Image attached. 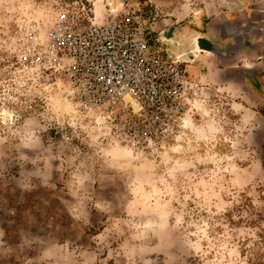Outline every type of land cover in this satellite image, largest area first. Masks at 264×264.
<instances>
[{"label":"rangeland","instance_id":"1","mask_svg":"<svg viewBox=\"0 0 264 264\" xmlns=\"http://www.w3.org/2000/svg\"><path fill=\"white\" fill-rule=\"evenodd\" d=\"M108 2L141 9L153 39L199 8L0 0V264H264V89L188 61L181 34L176 117L84 104L47 32L93 8L101 23Z\"/></svg>","mask_w":264,"mask_h":264},{"label":"built area","instance_id":"2","mask_svg":"<svg viewBox=\"0 0 264 264\" xmlns=\"http://www.w3.org/2000/svg\"><path fill=\"white\" fill-rule=\"evenodd\" d=\"M141 9H105L103 21L80 15L56 20L49 39L66 56V73L89 106L127 101L156 120L177 116L187 81L178 60L155 47Z\"/></svg>","mask_w":264,"mask_h":264},{"label":"flooded vegetation","instance_id":"3","mask_svg":"<svg viewBox=\"0 0 264 264\" xmlns=\"http://www.w3.org/2000/svg\"><path fill=\"white\" fill-rule=\"evenodd\" d=\"M212 2H221L235 4L237 8H231L226 11L215 12L211 22V15L207 14L202 7L201 0H194L196 13L188 18L187 23L182 20L168 25L163 31H160L158 38H155V47L160 53L166 56L174 57L168 50L166 44H172L178 47V39L181 34H189V43L187 51L183 55L188 61H194L199 56H208L220 65L219 69L226 70L227 63H241V71L224 73V79L235 81L237 79L243 89L247 92L249 87L260 90L264 89V10L258 12V5L264 4V0H211ZM226 1V2H225ZM108 2V6L112 5ZM93 7H98L92 4ZM227 6V5H226ZM201 7V8H200ZM219 9V6L217 7ZM94 8L92 13L94 12ZM91 13V14H92ZM95 14V13H94ZM105 14V13H104ZM221 15V16H220ZM96 16V14H95ZM97 17V16H96ZM163 34H172L171 42L163 39ZM211 35V36H210ZM199 38L196 43L202 52H198V46H195V38ZM216 37V38H215ZM197 49L198 51H195ZM239 62H238V61ZM242 60V61H241ZM236 62V63H235Z\"/></svg>","mask_w":264,"mask_h":264},{"label":"crops","instance_id":"4","mask_svg":"<svg viewBox=\"0 0 264 264\" xmlns=\"http://www.w3.org/2000/svg\"><path fill=\"white\" fill-rule=\"evenodd\" d=\"M163 1H170V0H163ZM194 1V0H193ZM198 1V0H197ZM201 2H203V4H202V7H204L205 8V12L207 13V14H209V15H211V22L212 21H214L213 20V16L215 15V12L217 11V10H219L220 12L221 11H226V10H228V9H231V8H237V6L235 5V4H225V3H221L220 1L219 2H216V3H214L215 1H211V0H201ZM226 2V1H225ZM227 5V6H226ZM194 6H195V2H194ZM219 6V9L217 8ZM196 7V6H195ZM208 7V8H207ZM201 8V7H200ZM195 9V8H194ZM257 9H258V12H260L261 10H264V4H260V5H258V7H257ZM197 10V9H196ZM196 10H194V13H192V15H190V16H194L195 15V13H196ZM232 10V9H231ZM221 16V15H220ZM211 36V35H210ZM216 38V37H215ZM238 61V60H237ZM240 61V60H239ZM238 61V62H239ZM242 61V60H241ZM227 63V66H226V70H222V68H221V70L219 69V67H218V70H220V71H224V73H225V71H226V73H228V72H234L235 70H239V71H241V69L243 68V67H245V66H243L241 63H239L238 65L237 64H233L232 62H226ZM236 63V62H235ZM231 80V79H230ZM230 80H227V81H230ZM235 81H231V82H234V83H237V84H239L241 87H245V86H242V84L241 83H239V81H237V79H234Z\"/></svg>","mask_w":264,"mask_h":264},{"label":"bare ground","instance_id":"5","mask_svg":"<svg viewBox=\"0 0 264 264\" xmlns=\"http://www.w3.org/2000/svg\"><path fill=\"white\" fill-rule=\"evenodd\" d=\"M167 38H170V37H167ZM171 39H172V38H171ZM171 39H169L168 41L171 42ZM194 41H195V46H198L196 43L199 41V38L196 37V38L194 39ZM198 48H199V46H198ZM194 51H198V50H197V49H194ZM198 52H202V50H200V48H199V51H198ZM195 53H196V52H195Z\"/></svg>","mask_w":264,"mask_h":264},{"label":"water","instance_id":"6","mask_svg":"<svg viewBox=\"0 0 264 264\" xmlns=\"http://www.w3.org/2000/svg\"><path fill=\"white\" fill-rule=\"evenodd\" d=\"M172 34H163L162 37L165 41L169 42L168 40L171 39ZM170 37V38H167Z\"/></svg>","mask_w":264,"mask_h":264}]
</instances>
